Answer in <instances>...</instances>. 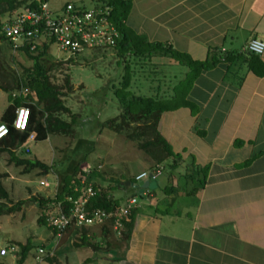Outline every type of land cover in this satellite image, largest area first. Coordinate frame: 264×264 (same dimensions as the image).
Here are the masks:
<instances>
[{
    "label": "crops",
    "instance_id": "crops-1",
    "mask_svg": "<svg viewBox=\"0 0 264 264\" xmlns=\"http://www.w3.org/2000/svg\"><path fill=\"white\" fill-rule=\"evenodd\" d=\"M89 2L92 9L98 0ZM126 25L194 61L221 59L189 90L192 109L162 115L159 132L181 158L160 165L155 181L130 190L154 167L140 151L148 169L134 174L108 160L96 165L95 188L119 206L138 199L124 234L109 221L70 229L58 242L52 232L46 255L56 264H264V54L254 60L244 51L252 39L264 42V0H131ZM153 62L176 71L172 78L181 70L167 58Z\"/></svg>",
    "mask_w": 264,
    "mask_h": 264
},
{
    "label": "trees",
    "instance_id": "trees-1",
    "mask_svg": "<svg viewBox=\"0 0 264 264\" xmlns=\"http://www.w3.org/2000/svg\"><path fill=\"white\" fill-rule=\"evenodd\" d=\"M98 2L95 7L110 9L109 21L120 35V39L111 49L118 59V67L122 69L121 76L117 81H112L109 86L102 88L104 98L108 97V92L111 93L114 103L116 102L118 114L102 122L100 126L117 136H123L138 151L146 155L154 165L149 171L162 168L160 165L165 167L170 160L175 162L181 157L173 153L170 145L159 132L162 115L180 108L192 109L193 104L187 100L189 90L200 74L216 67L221 58L217 59L213 56L210 61H194L187 54L178 53L168 45L151 43L145 37L137 35L126 25V19L131 9V0H98ZM27 3L22 0H0V43L4 44L5 50L9 52L11 61L15 60V56H24L31 62V67H23L21 74L13 75V72L11 74L4 72L5 68L0 61V91L7 95L8 102L0 118V123L5 124L8 129V135L0 141V154L9 156L12 164L23 169V174L39 171L42 175H48L56 170V165H46L36 159H21L16 153L20 151L29 154L30 150L27 148L29 143L45 142L50 136L74 139L80 116L71 112L65 105L64 98L67 94H64L63 91L71 92L69 77L64 78L63 85H57L52 80L51 73L58 70L62 63L50 62L48 55L51 44H43L41 47H37L34 52H30L28 47H23L13 53L11 43L1 32L5 16H10L21 8H37L36 2ZM245 54L254 60L259 58L248 52ZM156 58L170 59L179 67L185 68L186 71L182 75L178 73L172 78L173 80L166 81L163 72H161V66L153 62ZM153 83L155 88L151 87ZM147 86L151 96H144L141 93L146 92ZM20 107L27 108L30 114L28 125L24 131L16 130L12 125L14 113ZM75 140V145L72 148L73 155L80 152L79 149L85 144L88 146V142L84 138L78 137ZM88 153V151L82 153L83 161L76 163L70 170H63V164L58 166L56 175L59 182L53 198L32 199V202L38 205L42 213L37 220L39 226H47L44 210L49 205H58L63 214L66 216L70 214L72 205L67 199H76L78 196L74 189L78 185V177L85 175V172L79 168ZM91 177L92 174L88 175L89 179ZM134 182L133 177L129 184L132 192H134ZM96 188L98 193L90 199L87 205L88 210L101 209L113 212L120 207L118 200H114L108 191ZM22 203L13 204L0 181V216L17 212ZM132 214L133 212L130 211L129 221L123 223V231L132 222ZM74 228L71 226L68 230ZM52 232L56 236V232ZM9 245L16 247L14 256L18 257L17 264H24L33 249L29 241L26 244L11 243ZM40 248L45 250V246ZM45 261L48 264H55V259L49 258V256H44L41 264H44ZM0 264L7 263L0 261Z\"/></svg>",
    "mask_w": 264,
    "mask_h": 264
},
{
    "label": "rangeland",
    "instance_id": "rangeland-1",
    "mask_svg": "<svg viewBox=\"0 0 264 264\" xmlns=\"http://www.w3.org/2000/svg\"><path fill=\"white\" fill-rule=\"evenodd\" d=\"M73 1L76 0H50L49 5L53 8V6L67 2L74 3ZM83 3L85 9H90L89 0H83ZM48 56L50 62L62 63L58 70L51 73L53 82L63 85L66 76L70 79L71 92L64 90L63 93L67 94L64 98L65 105L71 112L80 116L76 136L74 139L50 136L45 142L29 143L27 148L30 153L25 154L18 151L17 156L21 159H36L46 165H56V170L63 164V170H70L76 163L83 161L82 153L88 151L85 161L80 164L81 171H85L86 168L92 170L97 164H103V161L107 160L110 164H119L120 174L123 169L130 171L131 174L137 173L141 169H148L140 161L141 154L132 143L126 141L123 136H117L100 126L102 122L118 114L116 102L114 103L111 93L108 92L106 98L102 95L104 94L102 88H106L121 76L122 69L117 65L118 59L115 52L112 49H106L86 52L76 58H67L52 45ZM0 61L6 74L13 72V75L15 73L18 75L22 73L23 67H31V62L24 56H15V60L11 61L9 52L5 50L2 43H0ZM179 69H181L179 73L185 72V68L179 67ZM161 72H163L166 81L171 80L176 73L168 67H162ZM148 86L146 92H141L142 95H152ZM151 87L155 88V84L153 83ZM7 105V95L0 91V110L6 109ZM78 137L86 139L88 146L85 144L81 147L82 149H79L80 152L73 155L72 148ZM56 170L48 175H42L39 171L23 174V169L12 164L9 156L0 154V181L13 204L23 202L17 212L0 216V250L5 249L11 243L26 244L29 241L33 249L24 264H36L34 256L37 250L46 244L45 240L52 234V230L48 226L41 227L37 224L42 213L38 205L32 202V199L53 198L59 182ZM42 181L48 182L49 186L41 185ZM51 210L55 211L56 205H49L44 210L45 217ZM62 237L63 235L56 237L55 240L58 242ZM49 241H51L50 238ZM0 257H2L0 261H5L7 264H17V255L2 256L0 254ZM44 264L48 263L45 261Z\"/></svg>",
    "mask_w": 264,
    "mask_h": 264
},
{
    "label": "built area",
    "instance_id": "built-area-1",
    "mask_svg": "<svg viewBox=\"0 0 264 264\" xmlns=\"http://www.w3.org/2000/svg\"><path fill=\"white\" fill-rule=\"evenodd\" d=\"M50 0H37L36 9L21 8L3 20L1 32L12 45V52L28 47L34 52L43 44L53 45L60 54L67 58H76L86 52L111 49L116 45L120 35L114 25L109 21L110 9L108 7H94L89 10L66 3L57 11H52ZM50 46V47H51ZM244 51L257 57L264 54V42L252 39L247 42ZM29 110L25 107L16 109L14 113L13 127L24 131L29 121ZM8 135L5 124L0 123V141ZM32 138H30L31 140ZM102 167L86 169L84 176L78 177V185L74 191L78 194L76 199L68 198L71 203V211L68 216L63 214L60 206L52 210L46 216L47 226L56 232V237H61L69 227L83 229L94 225H103L111 222L113 231L117 237L122 235L123 223L127 222L130 211L137 206L138 199L131 197L126 204L113 212L104 210H88L87 205L94 198L98 190L89 180L92 172L101 171ZM162 173V168L142 172L134 177V181H155ZM44 187L49 184L46 181L40 183ZM47 214V213H46ZM16 248L7 246L0 250V254L14 255ZM45 250L39 248L34 256L36 264H41L45 256Z\"/></svg>",
    "mask_w": 264,
    "mask_h": 264
}]
</instances>
